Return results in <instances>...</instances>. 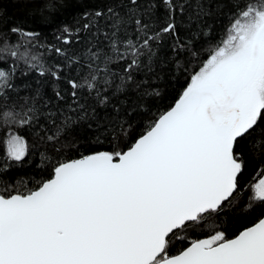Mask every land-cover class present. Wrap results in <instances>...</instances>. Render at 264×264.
I'll return each mask as SVG.
<instances>
[{
    "label": "snow or ice",
    "instance_id": "snow-or-ice-1",
    "mask_svg": "<svg viewBox=\"0 0 264 264\" xmlns=\"http://www.w3.org/2000/svg\"><path fill=\"white\" fill-rule=\"evenodd\" d=\"M161 6L163 21L154 29ZM225 10L230 21L224 37L201 60L190 41L180 39L178 19L187 16L196 28H207L206 21ZM108 15L111 31L105 40L111 50L118 53V45H124L132 51L131 60L116 56L125 61L122 74L106 67L100 79L91 76L87 91L69 77L70 103L56 90L55 98L65 103L55 111L45 102L29 105L23 114L5 112L12 124L31 129L41 140L58 141L70 126L88 118L89 111L95 114L94 107L80 103L85 91L95 95L97 104H111L119 119L121 95L138 94L143 100L148 94L133 71L154 73L140 57L146 52L148 60L159 59L153 45L165 35L175 40L174 57H192L185 69L198 60V70L192 71L174 105L126 151H94L56 163L50 178L35 189L0 194V264H264V215L232 238L214 229L172 254L176 242L190 239L189 230L194 233L206 218L231 204L249 154L259 149L264 159V0H115ZM5 29L28 40L38 38V33L7 25L0 17V33ZM54 52L74 69L75 53L59 47ZM11 55L16 57V51ZM112 59L97 50L89 62L107 65ZM38 67L40 76L61 80L60 63L54 70ZM14 74V68H0V105L5 108L15 102L11 93H19ZM49 122L56 129L51 134L46 131ZM4 144L3 167L12 166L8 161L22 165L29 155L25 138L12 133ZM250 199V210L264 211V178L252 186Z\"/></svg>",
    "mask_w": 264,
    "mask_h": 264
},
{
    "label": "trees",
    "instance_id": "trees-1",
    "mask_svg": "<svg viewBox=\"0 0 264 264\" xmlns=\"http://www.w3.org/2000/svg\"><path fill=\"white\" fill-rule=\"evenodd\" d=\"M109 7H115V0H41L39 3L0 0V17H3L5 24L13 25L25 32L38 33V38L34 40H28L19 35L14 36L6 29L0 33V68L5 71H11L14 68L12 82L19 86L18 94L11 93L15 102L9 104L7 108L0 105V194H15L17 188L21 192L35 189L39 181L50 178L51 165L56 163L78 159L81 155L94 151L127 150L145 132L149 123L176 102L187 86L192 71L198 70V60H193L192 64L185 69L186 61L192 57L184 55L179 58L174 57L171 51L175 43L174 38L163 36L153 45L159 59L153 57L152 60H148L146 52L140 57L144 64H151L154 73L133 71L135 79L141 82V90L148 94L143 97V100H140L138 94H130L127 97L121 95L120 103L116 105V108L121 110L120 118L117 119V113L111 104L105 108L96 103L95 95L86 94L87 83L90 82L93 74L100 79L106 67L113 72L121 73L125 61L117 60V55L124 54L128 60L132 59L130 46L118 45L119 52L114 53L109 42L105 40V33L111 31L110 27H106L111 24L108 15ZM98 11L105 15L96 17L95 13ZM157 12L160 22L152 24L154 29L158 28L163 21V6ZM229 21L230 16L227 10L207 20L206 22L210 25L207 28H196L185 16L182 21L178 19L179 36L182 41H190V47L200 53L202 60L220 43ZM85 24L89 25L87 29L84 27ZM128 35L132 37L133 33L129 32ZM64 40H68L69 43L65 44ZM133 42L139 47L140 41ZM57 47L69 55L75 53L74 69L67 67L64 58L55 54L54 49ZM97 50L101 54L107 52V55L113 58L112 62L107 65L102 60L90 63L92 52ZM12 51H16V57L11 55ZM56 63L61 64L59 82L54 81L50 74L39 75V64L54 70ZM69 77L84 87L86 91L80 103L89 109L94 107L95 114L89 111L88 118L70 126L58 141L41 140L36 132L29 128L15 126L11 123V118L4 115L5 112L23 114L28 111L29 105L35 104L39 107L45 102L48 103L49 109L55 111L57 104L65 103L55 98L56 90H60L70 103L71 89L66 82ZM115 83H120L118 78ZM36 89L39 90V96L35 94ZM156 91L160 93L159 96L152 94ZM26 97L29 98L27 102ZM133 106H135L134 111ZM125 110L128 114H125ZM44 116H47V112ZM89 124L91 127H88ZM120 125H123V130ZM46 131L51 134L56 129L49 122ZM9 132L17 133L25 138L29 155L20 166L8 161V164L12 166L5 169L2 157L5 153L4 140ZM263 173L264 159L260 158L258 149L248 156L245 171L239 177L240 191L235 194L231 204L225 208L224 212L218 215L212 214L206 218L194 233L189 230L190 237L194 239L207 237L211 229H216L225 231L227 237L232 238L239 231L251 226L258 217L264 215L261 209L252 211L248 207L251 202L250 188ZM188 243L187 240L176 242L172 254L186 247Z\"/></svg>",
    "mask_w": 264,
    "mask_h": 264
},
{
    "label": "rangeland",
    "instance_id": "rangeland-1",
    "mask_svg": "<svg viewBox=\"0 0 264 264\" xmlns=\"http://www.w3.org/2000/svg\"><path fill=\"white\" fill-rule=\"evenodd\" d=\"M11 134H12V133L9 132V133L7 134V136H8V135H11ZM261 178H264V173H263V175L261 176ZM261 178H260V179H261ZM258 181H259V179H258L255 183H258ZM255 183H254V184H255ZM254 184H253V185H254ZM253 185H252V186H253ZM252 186H251V188H250V192H249V193H250L249 199H250L251 196H252ZM250 201H251V199H250ZM215 230H216V229H215ZM212 233H213V230L211 229V233H210V235H211ZM188 235H189V233H188ZM189 238H190V239L187 240L188 242H190V240H195L194 238H191L190 235H189ZM203 238H207V237H203Z\"/></svg>",
    "mask_w": 264,
    "mask_h": 264
},
{
    "label": "water",
    "instance_id": "water-1",
    "mask_svg": "<svg viewBox=\"0 0 264 264\" xmlns=\"http://www.w3.org/2000/svg\"><path fill=\"white\" fill-rule=\"evenodd\" d=\"M174 105V104H173ZM137 140V139H136ZM135 143V142H134ZM126 151V150H125ZM252 226V225H251ZM250 227V226H249ZM242 231V230H241ZM201 239H204V238H201Z\"/></svg>",
    "mask_w": 264,
    "mask_h": 264
},
{
    "label": "flooded vegetation",
    "instance_id": "flooded-vegetation-1",
    "mask_svg": "<svg viewBox=\"0 0 264 264\" xmlns=\"http://www.w3.org/2000/svg\"><path fill=\"white\" fill-rule=\"evenodd\" d=\"M208 237V236H207ZM201 239V238H200Z\"/></svg>",
    "mask_w": 264,
    "mask_h": 264
}]
</instances>
